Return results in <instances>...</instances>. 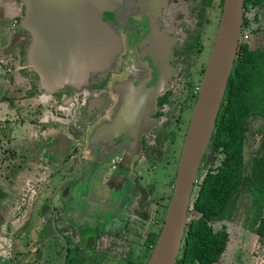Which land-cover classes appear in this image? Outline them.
<instances>
[{
  "label": "flooded vegetation",
  "instance_id": "flooded-vegetation-1",
  "mask_svg": "<svg viewBox=\"0 0 264 264\" xmlns=\"http://www.w3.org/2000/svg\"><path fill=\"white\" fill-rule=\"evenodd\" d=\"M223 3L167 0L157 15H103L121 38V52L82 91L59 94L73 104V116L67 122L55 117L45 133L50 157L40 165L48 176L28 186L37 194L53 173L61 177L40 203L26 202L28 264H37L32 255L39 264H105L128 256L129 264H139L143 227H152L147 240L159 233L172 197ZM159 81L162 90L154 95ZM214 131L193 192L218 172H211L222 151Z\"/></svg>",
  "mask_w": 264,
  "mask_h": 264
},
{
  "label": "water",
  "instance_id": "water-1",
  "mask_svg": "<svg viewBox=\"0 0 264 264\" xmlns=\"http://www.w3.org/2000/svg\"><path fill=\"white\" fill-rule=\"evenodd\" d=\"M19 28L30 36L25 62L49 94L76 92L91 75L108 70L121 52V38L103 19L106 13L157 15L167 0H18ZM244 0H224L210 57L201 82L174 188L163 224L145 264H175L187 227L200 161L216 125L233 70L242 28ZM164 82L153 88L160 92ZM120 116V115H119ZM66 147L69 146L66 141ZM66 153V152H65ZM64 153V154H65Z\"/></svg>",
  "mask_w": 264,
  "mask_h": 264
},
{
  "label": "rangeland",
  "instance_id": "rangeland-1",
  "mask_svg": "<svg viewBox=\"0 0 264 264\" xmlns=\"http://www.w3.org/2000/svg\"><path fill=\"white\" fill-rule=\"evenodd\" d=\"M15 4L18 9L20 7L17 13L0 10V264H28L25 247L27 225L24 224L26 201L22 197L20 202H15L13 196L20 188H24L26 179L33 180L43 173L40 165L44 164L45 158L50 157V153H44V149L51 142L45 138V133L55 126L52 125L55 117L58 116L60 122H67L70 120L68 117L73 116V104L65 103L61 93L49 94L41 90L38 78L28 69L23 49L26 51L30 36L21 29L12 28L13 22L20 20L24 13L18 0ZM250 6L248 2L245 5V29L250 32V38L244 44L250 51L264 52V11L260 12V19H255V12ZM261 79L264 83V68L259 72L252 69L248 96L251 99V114L244 125L241 184L234 190L223 213L225 220L208 221L213 231H220L225 226L229 235L226 250L215 264H264V242L255 234L259 222L264 220V203L257 201L256 195L246 186L254 159L264 156V116L257 112V101L264 105V93L258 91L262 85L259 84ZM224 158L223 152L218 151L211 172H216ZM53 162L48 161V165ZM208 165L205 164L200 172L201 178ZM5 185L11 194L7 193ZM23 201L25 204H22ZM16 216L22 223L13 226L12 220ZM197 217H200L199 213L190 212L187 223ZM33 224L40 225V222ZM7 230L14 233L12 240L4 234ZM143 230V241L139 242L143 243L142 256L138 257L139 264H145L151 252L146 235L152 227L144 226ZM16 239L23 241V252L16 248ZM128 260H131L129 256L127 260L106 259L104 263L129 264Z\"/></svg>",
  "mask_w": 264,
  "mask_h": 264
},
{
  "label": "trees",
  "instance_id": "trees-1",
  "mask_svg": "<svg viewBox=\"0 0 264 264\" xmlns=\"http://www.w3.org/2000/svg\"><path fill=\"white\" fill-rule=\"evenodd\" d=\"M245 2L250 3L251 7L264 4V0H245ZM23 52L25 55V49ZM263 68L264 52L250 51L246 44L241 43L214 131L215 148H221L225 158L218 172L208 176L204 183L198 185L188 215L190 212H195L199 213L200 217L192 218L187 223L182 247L175 264H215L226 249L229 240L226 227L222 226L220 231L215 232L209 227L208 221L225 220L223 213L234 190L241 184L244 125L251 114V99L248 96L251 91L252 69H257L259 72ZM259 84L262 85L258 87V91L264 93L263 79L259 80ZM257 112L264 116V105H260L258 101ZM262 146L264 147V143ZM246 186L256 195L257 201L264 203L263 155L254 159ZM256 232L264 237V220L259 222ZM158 234L147 240L151 249Z\"/></svg>",
  "mask_w": 264,
  "mask_h": 264
},
{
  "label": "crops",
  "instance_id": "crops-1",
  "mask_svg": "<svg viewBox=\"0 0 264 264\" xmlns=\"http://www.w3.org/2000/svg\"><path fill=\"white\" fill-rule=\"evenodd\" d=\"M16 0H0V10L1 11H4L6 13H14V12H18L20 10V7L18 9L17 5L15 4ZM264 4L263 5H259V6H255V7H252V10L255 12V19H260V12L261 11H264ZM263 7V8H262ZM23 9V7H21ZM24 10V9H23ZM16 12V13H17ZM256 12H259V13H256ZM260 14V15H259ZM258 15V16H257ZM42 168V167H41ZM44 180L43 179V175L40 174L37 178L35 179H26V183L24 184V188H20L17 192H13L15 195L13 196V200L15 202H20V199L22 197H24L25 201L27 203H29L30 201L28 199H32L33 201H37L38 203L41 202V200L46 197L53 189H55V187L58 185V183L61 181V177L58 175V174H53L52 178L48 180L47 182V186L43 187V189H41L39 191V193L35 194V192L31 191L29 189L28 186H30L32 183H38L40 181ZM5 190H7V193H10V189L8 191L6 185H5ZM34 197V198H32ZM25 201L22 202V204H25ZM14 208V207H13ZM20 223H22L20 221L19 218H17V216L15 218H13L12 220V224L13 226H17L19 225ZM25 225H27L26 221L24 222ZM9 230H7V237L9 240H12L13 239V232L9 233L8 232ZM263 242H264V237H261L260 235H258L257 233H255ZM15 244H16V248H18V251L20 252H23V249H24V246H23V241L20 240V239H16L14 240ZM9 243V242H8ZM26 243H27V236H26V239H25V247H26V252L27 254L29 253L30 251V248H28L26 246ZM22 246V247H21ZM33 250V249H32ZM226 250V249H225ZM8 252V250H7ZM31 252V251H30ZM225 252V251H224ZM33 253V252H32ZM224 254V253H223ZM222 254V255H223ZM33 256H37V257H33ZM33 259L36 260V259H39L38 255H32ZM28 258H29V254H28ZM28 258H27V263H28Z\"/></svg>",
  "mask_w": 264,
  "mask_h": 264
},
{
  "label": "built area",
  "instance_id": "built-area-1",
  "mask_svg": "<svg viewBox=\"0 0 264 264\" xmlns=\"http://www.w3.org/2000/svg\"><path fill=\"white\" fill-rule=\"evenodd\" d=\"M12 28H16L18 30V28H19V21H14L13 24H12ZM249 33H248L247 29H245V27L242 28V30L240 32V37H239V44L246 43L247 42V39L250 38V34Z\"/></svg>",
  "mask_w": 264,
  "mask_h": 264
},
{
  "label": "bare ground",
  "instance_id": "bare-ground-1",
  "mask_svg": "<svg viewBox=\"0 0 264 264\" xmlns=\"http://www.w3.org/2000/svg\"><path fill=\"white\" fill-rule=\"evenodd\" d=\"M48 93V92H47Z\"/></svg>",
  "mask_w": 264,
  "mask_h": 264
}]
</instances>
